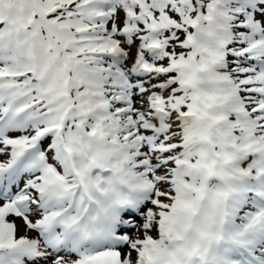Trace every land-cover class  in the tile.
Returning a JSON list of instances; mask_svg holds the SVG:
<instances>
[{"label":"snow or ice","instance_id":"6c2138e0","mask_svg":"<svg viewBox=\"0 0 264 264\" xmlns=\"http://www.w3.org/2000/svg\"><path fill=\"white\" fill-rule=\"evenodd\" d=\"M0 264H264V0H0Z\"/></svg>","mask_w":264,"mask_h":264}]
</instances>
